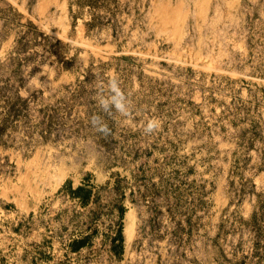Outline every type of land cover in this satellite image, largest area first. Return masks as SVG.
<instances>
[{"label": "rangeland", "instance_id": "rangeland-1", "mask_svg": "<svg viewBox=\"0 0 264 264\" xmlns=\"http://www.w3.org/2000/svg\"><path fill=\"white\" fill-rule=\"evenodd\" d=\"M112 76L130 101L127 116L98 103ZM94 114L109 134L91 125ZM149 119L158 122L150 134ZM181 128L191 138L179 137ZM233 136L248 147L249 161L235 168L238 178L224 179L230 204L214 258L264 264V184L252 178L264 172V3L0 0V264H186L160 258L157 245L131 247L150 223L182 220L158 214L169 205L164 188L145 181L168 178L174 196L208 195L225 171L217 148L228 150ZM252 150L259 168L250 165ZM69 177L96 185L92 209L60 196ZM132 180L157 201L139 224L128 211L127 248L123 196L135 189Z\"/></svg>", "mask_w": 264, "mask_h": 264}, {"label": "crops", "instance_id": "crops-1", "mask_svg": "<svg viewBox=\"0 0 264 264\" xmlns=\"http://www.w3.org/2000/svg\"><path fill=\"white\" fill-rule=\"evenodd\" d=\"M249 2L254 8L256 6L263 5L264 0H249ZM185 116L188 117L189 115ZM181 132L185 133L183 135L184 137H186V134L189 133V137L191 138V130L181 128L178 133L179 137H182ZM229 141L231 143L228 145V150L223 146H219V148H217L223 157L226 155V160L224 159V161H226L225 171L220 174L221 176L219 175V182L217 185H215V188L212 190L211 187H209V192L207 193L208 195H206V190H203L195 196L193 191H191V195L188 196L182 197L180 193L175 194L174 196V194L169 191L171 189V184L168 178L150 177V179L145 181V184L148 185L147 187L152 185L153 188H158L161 186L164 188V192L160 193L161 199L167 200L166 203L163 204L169 205H164V207L161 208V206L157 204L161 210V212L158 211V214L161 215L163 219H165V216H168L169 214L173 216L180 215L182 220L174 222L173 225L168 224L167 228H164V226L161 227L160 225L158 227L157 223H150L146 229L151 235L146 233L145 239L141 236L138 242H136L137 238H134L132 241L131 247L134 245L136 250L135 252H139L138 248H140L141 245H148L149 247L150 245H157L159 246L158 252L160 258L165 256L170 259L172 258V260L175 259L179 263L180 258L183 257L188 260L186 264H207V262H210V264H220L217 262L216 257L214 258V256L217 255L215 253V249H217L216 247L219 246L218 244L221 238V222L223 213L226 207H228L230 204L228 198L229 195L227 194L226 187L223 185V182L224 179L229 176L230 172L233 174L232 180L233 178L235 179V176H238L234 171L235 168H241V166H243L246 161H249V159L245 157L248 156V147H246V144L243 145L242 141H239L238 136L229 138ZM249 154L252 155L250 156L252 157L250 161L251 167L257 168L264 162V160L261 162V159L258 158V156L256 158L253 157L254 150L249 152ZM146 163L148 162L139 164L138 169H144L145 166L148 165ZM239 176L241 180H245L242 174ZM252 178L254 183L260 181L264 184V172H260L256 169V173ZM188 182L191 185V190L194 189L196 186V180L191 178L188 180ZM92 183L78 177H69L66 178L61 184L59 194L63 199L67 198L76 202L79 205V209L89 210L93 208L92 206L100 196V192L97 191L96 185ZM132 183V188L135 189L133 191L129 190V192L124 193L123 196V206L125 207L122 214L123 228L125 215L129 210H131V208L135 210L138 222L137 224H139L145 209L148 207L147 204L150 203L153 205L154 202L157 201L154 196L143 191V185H139L138 190H136L133 180ZM203 183H206V179L203 180ZM184 198L188 200V202L186 204L185 201H182L184 206L180 207L182 204H177L178 199L183 200ZM196 201L200 202V204H198L199 206L204 203V207H201L199 210H197L196 205L198 202ZM212 201L213 206L211 207L210 204ZM196 215H198V217H196ZM157 220H159V218ZM195 223L197 224L195 225ZM137 224L136 230L138 229L139 233V231H143V229L139 227L137 228ZM158 232H160L162 235L157 239L154 237V235ZM82 248H84V246L81 247V249ZM179 248L181 249V252L178 250ZM122 249L123 254H125V235L122 242Z\"/></svg>", "mask_w": 264, "mask_h": 264}, {"label": "clouds", "instance_id": "clouds-1", "mask_svg": "<svg viewBox=\"0 0 264 264\" xmlns=\"http://www.w3.org/2000/svg\"><path fill=\"white\" fill-rule=\"evenodd\" d=\"M107 89L108 94L100 95L98 99L101 109L108 114L115 112L122 116H127L129 114L130 101L125 91L120 87L118 78L115 76L110 77L107 80ZM90 122L95 130L100 133L107 135L111 132L108 124L104 121L103 117L99 115H92ZM157 128L158 122L155 119H149L144 126V131L145 133L150 134L153 133Z\"/></svg>", "mask_w": 264, "mask_h": 264}, {"label": "bare ground", "instance_id": "bare-ground-1", "mask_svg": "<svg viewBox=\"0 0 264 264\" xmlns=\"http://www.w3.org/2000/svg\"><path fill=\"white\" fill-rule=\"evenodd\" d=\"M25 209H27V206H25ZM124 228H125V235H126V246L127 248H129L130 243L132 241V237H133V218L130 212H127L125 215Z\"/></svg>", "mask_w": 264, "mask_h": 264}, {"label": "trees", "instance_id": "trees-1", "mask_svg": "<svg viewBox=\"0 0 264 264\" xmlns=\"http://www.w3.org/2000/svg\"><path fill=\"white\" fill-rule=\"evenodd\" d=\"M120 241H121V243L123 242V236H121ZM76 243H77V248H76V250H77V249H80L81 247L85 246L87 243V240L86 239L77 240Z\"/></svg>", "mask_w": 264, "mask_h": 264}]
</instances>
